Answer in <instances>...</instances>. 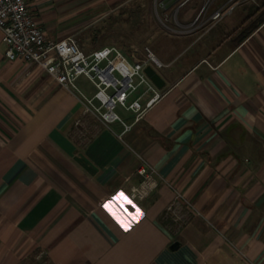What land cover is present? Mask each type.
<instances>
[{"label": "crops", "instance_id": "1", "mask_svg": "<svg viewBox=\"0 0 264 264\" xmlns=\"http://www.w3.org/2000/svg\"><path fill=\"white\" fill-rule=\"evenodd\" d=\"M69 1L27 0L54 40L70 27L61 15L92 8ZM183 1L156 0L179 39L160 56L145 48L165 97L124 134L38 65L9 59L0 29V264H264V0L218 22L228 0L200 19L205 0ZM142 166L157 186L133 199ZM121 192L128 231L103 206Z\"/></svg>", "mask_w": 264, "mask_h": 264}, {"label": "built area", "instance_id": "2", "mask_svg": "<svg viewBox=\"0 0 264 264\" xmlns=\"http://www.w3.org/2000/svg\"><path fill=\"white\" fill-rule=\"evenodd\" d=\"M188 1L184 0L181 6ZM254 1L228 0L226 5L211 15L210 20L218 22L240 4ZM212 2L205 0L198 19L207 12ZM0 29L9 59L38 65L51 79L76 94L85 114L92 115L107 126L122 124L125 128L123 134L165 97L163 90L145 73L147 65L162 67L149 49L147 60H141L135 55L129 56L115 45L89 52L74 36L54 40L33 17L27 0H0ZM82 79L92 86L93 92L83 90L80 85ZM118 109L130 113L133 122L128 123L117 112ZM81 133L84 135L85 131L81 129ZM139 173L145 177V181L132 188L133 199H145L157 186L153 170L142 166ZM168 211L176 218L181 216L180 206L176 203L171 204Z\"/></svg>", "mask_w": 264, "mask_h": 264}, {"label": "rangeland", "instance_id": "3", "mask_svg": "<svg viewBox=\"0 0 264 264\" xmlns=\"http://www.w3.org/2000/svg\"><path fill=\"white\" fill-rule=\"evenodd\" d=\"M78 1L83 0L69 2ZM91 4L92 8L88 2L61 15L66 20L65 25L70 27L52 30L51 33L60 38L74 36L86 51L105 45H135L143 60H147L145 48H150L155 55L160 56L167 45L179 39L178 34L165 26L169 22L166 21L162 8L156 5V0H92ZM98 31L101 33L96 42H93L91 39ZM80 85L87 93L93 90L85 81H80ZM117 112L122 117L128 114L122 109Z\"/></svg>", "mask_w": 264, "mask_h": 264}, {"label": "snow or ice", "instance_id": "4", "mask_svg": "<svg viewBox=\"0 0 264 264\" xmlns=\"http://www.w3.org/2000/svg\"><path fill=\"white\" fill-rule=\"evenodd\" d=\"M115 202V203H114ZM132 203L128 198L125 196L124 193H118L114 198L113 201L106 202L103 206L106 211L110 213V215L113 216V218L117 221L118 224L124 229V231L129 230V225L125 223V221L121 218V214L119 209L116 208L115 204H120L121 207H123L124 204H130ZM140 215L139 209H137V215L133 216L132 219L136 220L138 219V216Z\"/></svg>", "mask_w": 264, "mask_h": 264}, {"label": "water", "instance_id": "5", "mask_svg": "<svg viewBox=\"0 0 264 264\" xmlns=\"http://www.w3.org/2000/svg\"><path fill=\"white\" fill-rule=\"evenodd\" d=\"M145 73L158 88L163 89L166 86V81L153 65H147V67L145 68Z\"/></svg>", "mask_w": 264, "mask_h": 264}, {"label": "trees", "instance_id": "6", "mask_svg": "<svg viewBox=\"0 0 264 264\" xmlns=\"http://www.w3.org/2000/svg\"><path fill=\"white\" fill-rule=\"evenodd\" d=\"M262 22V21H261ZM258 26V25H257ZM100 33H101V31H98L97 33H96V36H95V34H94V37H92V41L93 42H96V39L99 37V35H100ZM83 43H84V41H82ZM84 49V48H83Z\"/></svg>", "mask_w": 264, "mask_h": 264}]
</instances>
